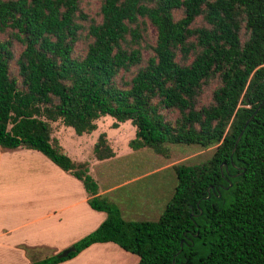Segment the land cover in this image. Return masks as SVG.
Listing matches in <instances>:
<instances>
[{
    "label": "trees",
    "instance_id": "obj_1",
    "mask_svg": "<svg viewBox=\"0 0 264 264\" xmlns=\"http://www.w3.org/2000/svg\"><path fill=\"white\" fill-rule=\"evenodd\" d=\"M81 2L0 0V33L11 29L24 48L19 81L11 74L13 42L0 41V147L43 154L82 181L90 207L107 214L67 257L33 264H60L104 243L137 255L138 264H264V0H104L86 55L75 57L79 20L87 19ZM199 18L206 24L194 27ZM140 19L157 33L147 59L127 38L141 47L132 27ZM134 69L130 81L119 79ZM214 78L221 86L199 108ZM172 110L180 115L174 122L165 115ZM105 117L115 119L113 129L136 127L134 151L214 149L206 160L172 166L177 186L158 221L125 220L100 195L89 163L74 162L53 138L52 123L84 136ZM94 156L115 157L106 133Z\"/></svg>",
    "mask_w": 264,
    "mask_h": 264
},
{
    "label": "crops",
    "instance_id": "obj_2",
    "mask_svg": "<svg viewBox=\"0 0 264 264\" xmlns=\"http://www.w3.org/2000/svg\"><path fill=\"white\" fill-rule=\"evenodd\" d=\"M98 133L99 128L85 137H90L93 143ZM59 142L61 145V140ZM18 151L23 153L26 149L0 147V264H33L38 261L33 253L46 248L60 254L97 230L107 218L106 213L90 207L83 182L43 154H36L34 160H4V156ZM114 152L115 157L104 161L96 158L73 161L89 163V174L97 181L100 195L118 206L125 220L136 221L130 218H142L148 214V202L141 200L140 205H129L127 196L119 194L135 177H123L118 182L117 176L125 174L138 160H129V155L125 159L120 156V151ZM134 152L130 151V155ZM80 156L83 157L82 153ZM121 160H128L125 167L113 166ZM129 198L131 200V195ZM100 248L126 253L114 243L94 244L77 257L60 264H77L88 253Z\"/></svg>",
    "mask_w": 264,
    "mask_h": 264
},
{
    "label": "rangeland",
    "instance_id": "obj_3",
    "mask_svg": "<svg viewBox=\"0 0 264 264\" xmlns=\"http://www.w3.org/2000/svg\"><path fill=\"white\" fill-rule=\"evenodd\" d=\"M103 2L104 0H82L80 8L87 19L79 20L83 29L79 32V40L75 45V57H84L86 55L88 46L92 42L90 26L92 24H100L103 20ZM181 17L182 12H176V18L180 19ZM205 24L202 18H199L194 24V27H200ZM132 27L139 29L142 35V41L141 47L133 46V44H131L132 37L128 35L129 45L134 48H141L145 59L149 58L153 54L152 51L156 45L157 39L154 26L148 20L140 19L139 24L133 25ZM11 33V29L6 30L4 33H0V41L4 42L11 40L13 42L15 59L11 63V74L21 81L18 73L17 60L24 48L21 44L12 40ZM246 39L247 34L243 31L242 41ZM179 57H181V54ZM136 71L137 69H134L132 73L121 72L119 79L123 78V81H130ZM220 86L221 83L219 78H214L205 84L198 100V107L201 108L210 105L213 102L214 92ZM165 115L167 119L172 122L176 121L180 116L179 112L175 110L165 111ZM114 122L115 119L112 117L100 119L97 122L99 136L96 142L93 143H91L92 140L90 137H85L86 135L82 137L77 136L72 128L65 127L61 122L52 123L53 138L58 141L61 140L62 147L72 160H81L82 158L87 160L95 158V144L98 142L100 135L106 133L111 147L113 150L120 151L121 157H125V159L131 157L129 160H138V163L127 170L125 174L117 176L118 182H120V179L123 177H127L128 179L135 177V180H131L129 186L123 189L121 194H119L122 197L127 196L129 205H140L141 200H143V202H148V214L143 215L142 218L131 217L130 219L136 221H158L166 205L171 201L177 186V176L172 166L184 162L206 160L212 155L214 149L203 150L193 145L167 144L163 154H158L151 149H144L135 151L130 155V151L133 152L134 150L129 147V142L136 137V127H134L131 122H126L120 124L118 129H113L112 125ZM82 138L84 139L80 141ZM81 142L82 144H80ZM79 145H81L82 148L79 147ZM18 152L19 153L13 155L4 156V160H34L36 154L43 156L41 153L30 150L23 151V153L20 151ZM80 153H82L83 157L80 156ZM127 162L128 160H121L120 162L113 163V166H118L119 168L125 167ZM165 166H170V168H164ZM134 193L135 196L132 197ZM130 195L131 200L129 198ZM124 202V206L127 207V201L124 200ZM55 255L58 254H54L49 248L37 250V252L33 253L34 259L38 260ZM139 260V257L132 253H122V251H114L111 248H100L88 253L77 264H138Z\"/></svg>",
    "mask_w": 264,
    "mask_h": 264
},
{
    "label": "water",
    "instance_id": "obj_4",
    "mask_svg": "<svg viewBox=\"0 0 264 264\" xmlns=\"http://www.w3.org/2000/svg\"><path fill=\"white\" fill-rule=\"evenodd\" d=\"M263 104H264V102H263ZM242 135H243V133H241V135L239 136V139H238V142L240 141V139L242 138ZM237 142V143H238ZM237 146V145H236ZM235 150H236V148H235ZM234 150V151H235ZM230 187H232V184H230ZM226 189H229V188H226ZM209 197H210V195H209ZM75 250V248L74 247H71V248H69L68 250H65L62 254H61V256L62 257H67L72 251H74ZM174 264H175V261H174Z\"/></svg>",
    "mask_w": 264,
    "mask_h": 264
}]
</instances>
